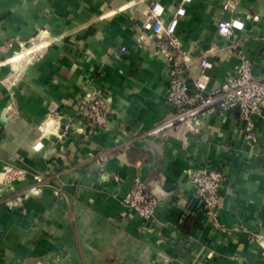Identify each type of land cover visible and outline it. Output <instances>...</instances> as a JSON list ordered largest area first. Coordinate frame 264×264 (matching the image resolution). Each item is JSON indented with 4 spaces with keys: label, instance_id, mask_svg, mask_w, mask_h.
Masks as SVG:
<instances>
[{
    "label": "crops",
    "instance_id": "1",
    "mask_svg": "<svg viewBox=\"0 0 264 264\" xmlns=\"http://www.w3.org/2000/svg\"><path fill=\"white\" fill-rule=\"evenodd\" d=\"M151 1L0 0V264H264V122L254 143L235 111L145 134L169 110L166 64L136 44ZM159 1L166 16L179 3ZM225 1L191 0L178 26L192 79L201 53L214 61L210 88L239 60L217 32L230 16L264 75V0ZM99 91L108 120L91 131L77 104ZM204 167L226 176L216 219L190 181ZM136 177L158 194L154 219L121 201Z\"/></svg>",
    "mask_w": 264,
    "mask_h": 264
},
{
    "label": "built area",
    "instance_id": "2",
    "mask_svg": "<svg viewBox=\"0 0 264 264\" xmlns=\"http://www.w3.org/2000/svg\"><path fill=\"white\" fill-rule=\"evenodd\" d=\"M190 1L179 0L169 16H166L164 5L159 0H152L143 21L136 29V44L140 47L152 46V53L164 60L168 71L166 101L169 110L145 134L157 135L178 126L197 131L205 115L235 111L244 137L254 143L258 139L256 118L264 122V75H253L252 60L239 48L236 35L243 29L244 22L235 16L222 18L217 22L218 34L231 40L229 47L237 52L239 60L217 87L210 88L207 70L213 67L214 61L208 52L201 53L195 61L199 73L192 79L190 74L193 60L185 39L178 30ZM235 2L236 0H227L223 3V8L233 11ZM254 18L258 19V16L255 15ZM120 51H126V47L122 46ZM105 99V94L99 91L91 97H83L77 104L76 116L91 131L102 127L108 120ZM62 126L67 131L71 128V121ZM40 146V141L34 144V148L38 149ZM12 175L9 177L12 178ZM115 179L118 180L117 175ZM225 180L226 176L219 168L204 167L191 171L190 181L206 216L216 219ZM121 201L143 221L155 218L160 203L158 197L149 191L145 181L139 177H136L132 187L121 197ZM255 240L264 249V237L257 236Z\"/></svg>",
    "mask_w": 264,
    "mask_h": 264
},
{
    "label": "water",
    "instance_id": "3",
    "mask_svg": "<svg viewBox=\"0 0 264 264\" xmlns=\"http://www.w3.org/2000/svg\"><path fill=\"white\" fill-rule=\"evenodd\" d=\"M4 121H5V117H2L0 119V130L2 128V125L4 124ZM148 188V187H147ZM150 192H152L155 196L158 197V194L156 193V191L154 189H151V188H148ZM166 189H171L169 186H166ZM159 198V197H158Z\"/></svg>",
    "mask_w": 264,
    "mask_h": 264
}]
</instances>
